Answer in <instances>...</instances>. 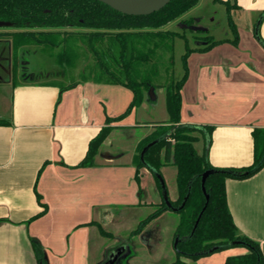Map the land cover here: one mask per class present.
<instances>
[{
    "label": "crops",
    "instance_id": "obj_1",
    "mask_svg": "<svg viewBox=\"0 0 264 264\" xmlns=\"http://www.w3.org/2000/svg\"><path fill=\"white\" fill-rule=\"evenodd\" d=\"M246 9L250 15L242 17ZM262 9L256 2L239 0L233 9L240 27L238 46L225 42L188 57L181 123L213 127L208 157L218 167L251 165L253 131L264 128V47L254 36L257 24L264 35ZM196 16L191 18L202 29L203 18ZM229 32L224 38L232 40L230 27ZM11 41L0 31V264H39L32 239L45 249L49 264H101L104 260L96 257L98 240L106 235L101 227L109 233L105 225L148 216L163 201L148 167L139 168L136 178L137 146L153 129L152 122L142 117V106L153 96L147 93L126 118L111 122L95 164L81 166L91 140L107 125L108 117L127 109L133 91L92 80L64 91L56 81H15ZM199 43L195 49L208 45ZM129 136L135 139L134 149L125 151L122 144ZM205 141L201 137L196 142L199 153ZM225 184L235 225L259 242L264 255V167L248 178H227ZM169 212L134 235L142 241L140 246L145 242L153 249L155 223ZM247 252L238 246L184 260L224 264L228 256Z\"/></svg>",
    "mask_w": 264,
    "mask_h": 264
},
{
    "label": "trees",
    "instance_id": "obj_2",
    "mask_svg": "<svg viewBox=\"0 0 264 264\" xmlns=\"http://www.w3.org/2000/svg\"><path fill=\"white\" fill-rule=\"evenodd\" d=\"M200 1L171 0L160 11L135 16L121 13L98 0H0V20L14 24L11 27L13 31L6 34L12 36L15 57L22 47L30 45L62 47L66 63H74L79 58L74 49L82 50L87 55L83 57L86 64L82 78L61 85L62 91L89 80L121 84L133 91V100L128 108L117 117H108L107 125L91 140L81 166L95 164V157L111 131V122L123 119L134 107L140 106L151 89H165L169 118L152 122L151 133L139 142L135 155L136 178H139L138 169L146 166L141 159L143 148L160 138L147 151L145 161L160 172L164 166L176 167L177 197L170 198L175 209L168 207L163 199L155 205L153 212L140 221L133 235L140 233L149 222L170 210L181 217L175 232V237L179 239L175 247L177 260L170 264H189L182 258L198 260L238 246L247 248L248 252L228 256L224 264H264L259 242L241 234L235 225L227 204L225 184L227 178H248L264 167V128L253 131L255 152L251 165L218 167L208 157L207 147L211 142L213 127L181 123V89L188 78L187 61L191 52L207 51L221 42L229 41L235 45L239 42L237 26L230 16L231 10L239 7L236 0H214L226 5L234 39L216 41L212 36H207V46L196 49L187 46L182 57L184 74L180 79H175L174 60L171 56L174 39L177 36L186 37L167 26L181 19ZM261 16L264 18V12ZM186 22H193V18ZM254 31L264 46V40L259 34L260 28L255 27ZM201 137L206 141L203 152L199 153L196 142ZM210 169L215 172L208 176L205 183L210 194L206 205L202 174ZM156 181L162 192L158 177ZM201 212L202 216L195 228ZM101 232L106 234L102 227ZM32 244L38 263L49 264L46 251L39 241L32 239Z\"/></svg>",
    "mask_w": 264,
    "mask_h": 264
},
{
    "label": "rangeland",
    "instance_id": "obj_3",
    "mask_svg": "<svg viewBox=\"0 0 264 264\" xmlns=\"http://www.w3.org/2000/svg\"><path fill=\"white\" fill-rule=\"evenodd\" d=\"M230 1L234 2L235 0H230ZM249 1L252 3L256 2V4H258L259 7H263L262 9L263 11L261 12V14L264 12V0H249ZM236 2L239 6V0H236ZM247 12L248 10L246 9L242 17L250 15V13ZM194 15H197L198 18L199 17L203 18L201 20V25L204 28L203 27L200 28L202 29L208 28L209 30L207 33L208 34L210 33L214 37V39H217L216 41H224L226 40L224 36L226 34H230L229 12L227 11V7L223 3L214 2V0H201L198 6L187 12L181 19H178L170 23L167 26L168 29L180 32L187 39L186 40L185 38L180 36H177L174 39L172 55L171 54L170 55L173 57L174 60L173 71H174V76L176 78H179L181 74L182 75L184 74L182 57L186 52V47L189 46L191 49H195V47L200 44L199 42H202L201 44L209 43V40L206 38L207 36L205 35L207 33L201 29H198L199 25L194 24V21L191 23L186 22L187 19H190ZM234 15L235 14L232 9L230 16L235 22L236 19L234 18ZM235 24L237 26V30L239 34L240 27L236 22ZM259 34L260 37L264 40V35L261 27ZM254 36L255 39L259 41V43L263 46L260 40L256 37L255 33ZM201 39H206V40H201ZM226 42L231 43L234 46H238L232 42L229 41ZM221 43H225V42H221ZM74 50L76 51L75 54H78L79 58L74 63H66L63 60L62 47L44 48L37 45L24 46L18 52L17 55L18 57H16V62L15 64H13L16 71L15 74H13V77L15 81H22L27 79L30 80L36 79V80H44V81L51 80V81H56L61 85L68 84L73 81H78L82 78L84 67L86 64V61L84 60L83 57H87V55L82 53V50L79 49L77 50L74 49ZM204 52L205 51L194 50L193 52H191L189 57L194 53L200 54ZM212 57L215 56L212 55ZM148 94L149 96L152 94L153 97L150 98L151 101L146 102L145 106H142L144 107L142 108L143 110L142 117L145 116L144 118H148L147 119L148 122H158L162 120H167L169 118V114L166 108L165 89L157 88L154 89L151 93L148 92ZM127 116H125L124 118H126ZM134 145H135V139L131 138V136L126 138L122 144L125 151L134 149ZM196 147L198 150H200L198 144L196 145ZM113 154L117 156L118 153L114 152ZM161 171L163 172V175L165 177V181L169 190V196H171V198H175L177 196L176 167L170 165L167 166L166 170L165 169L163 170L162 167ZM149 173L157 183L154 173L152 171ZM155 208L156 206H154V210ZM167 215L168 216H164V218L158 220V222L155 223L157 229L156 230L157 238L155 244L152 243L153 249H149L148 244H145V242L142 243L143 245L140 246L142 241L140 240L139 236H134L132 234V230L137 228L141 218L143 219L144 217L147 216L145 213L142 215H138V217H131L130 219H118L116 222L112 224L105 225L104 228L107 231H109V233H106L105 236L104 235L101 236V238L98 240L99 246H98V250L96 251L97 252L96 257L101 260H104L105 262L110 256V254L113 252L112 250L115 247L124 244L126 245L128 252H131V257L129 259L130 254H128L127 257L121 258L119 264L172 263L173 261L177 260V254L175 248V241L177 237H175V232L181 217L178 213L174 211H170L169 214ZM135 246L138 247L135 248ZM204 257H201V259Z\"/></svg>",
    "mask_w": 264,
    "mask_h": 264
},
{
    "label": "water",
    "instance_id": "obj_4",
    "mask_svg": "<svg viewBox=\"0 0 264 264\" xmlns=\"http://www.w3.org/2000/svg\"><path fill=\"white\" fill-rule=\"evenodd\" d=\"M98 1H101L105 4H107L108 6L112 7L113 9H115L121 13H124V14L135 15V16H144V15H150L154 12L160 11L171 0H98ZM13 25L14 24L12 22L0 20V29L1 28L2 29L11 28V27H13ZM256 28L257 29L259 28V24H257ZM153 90L154 89H151L150 93ZM159 141H160V138H157V139L153 140L152 142L148 143L143 148V150L141 152V159L146 164V167H148L154 173V175L156 177H158V179L160 180V183L162 185L163 199L166 202L167 206L175 209L171 203L170 196H169V190H168L166 181H165L162 173L159 170H157L156 168L152 167L150 164H147L145 161V155H146L147 151L150 148H152ZM214 172H215L214 169H210V170L205 171L202 174V189H203V192H204L205 197H206V205L209 202L210 194L206 190L205 183H206L208 176L213 174ZM184 204L185 203H183V205L181 207H183ZM204 209H205V207H204ZM202 212L200 213V215L196 221L195 228L197 227V225L200 221V218L202 216ZM178 241H179V239L177 238L175 241V247H176ZM112 251L113 252L110 254L108 259L101 264H119V261L121 258L127 257L128 254L131 253V252H128L127 247L124 244L115 247Z\"/></svg>",
    "mask_w": 264,
    "mask_h": 264
},
{
    "label": "flooded vegetation",
    "instance_id": "obj_5",
    "mask_svg": "<svg viewBox=\"0 0 264 264\" xmlns=\"http://www.w3.org/2000/svg\"><path fill=\"white\" fill-rule=\"evenodd\" d=\"M0 30H2L1 31V35H7V36H10V38H11V40H12V36L10 35V34H6V33H10L11 31H13L11 28H5V29H0ZM4 30H6V31H4ZM201 30H203L204 32H205V30L204 29H201ZM209 36V35H208ZM11 45H12V49H11V57H12V63L13 64H15V62H16V57H15V55H14V49H13V43H12V41H11ZM18 57V56H17ZM14 60V61H13ZM12 71H13V74H15V67H14V65H13V67H12Z\"/></svg>",
    "mask_w": 264,
    "mask_h": 264
}]
</instances>
